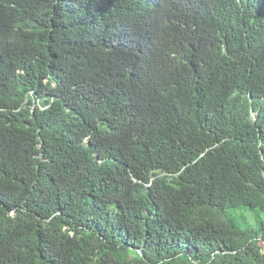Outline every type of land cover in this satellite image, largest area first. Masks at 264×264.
<instances>
[{"label":"trees","instance_id":"1","mask_svg":"<svg viewBox=\"0 0 264 264\" xmlns=\"http://www.w3.org/2000/svg\"><path fill=\"white\" fill-rule=\"evenodd\" d=\"M264 0H0V264H264Z\"/></svg>","mask_w":264,"mask_h":264},{"label":"rangeland","instance_id":"2","mask_svg":"<svg viewBox=\"0 0 264 264\" xmlns=\"http://www.w3.org/2000/svg\"><path fill=\"white\" fill-rule=\"evenodd\" d=\"M242 212H243L242 213L243 217L237 219L240 223L243 220H245L248 224L255 227L258 224V222H260V220H264V214L258 215L256 212L250 210H246Z\"/></svg>","mask_w":264,"mask_h":264}]
</instances>
